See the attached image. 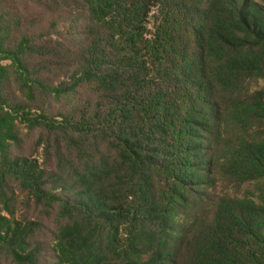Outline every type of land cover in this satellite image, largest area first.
<instances>
[{
  "label": "trees",
  "instance_id": "obj_1",
  "mask_svg": "<svg viewBox=\"0 0 264 264\" xmlns=\"http://www.w3.org/2000/svg\"><path fill=\"white\" fill-rule=\"evenodd\" d=\"M261 80L264 0H0V264H264Z\"/></svg>",
  "mask_w": 264,
  "mask_h": 264
},
{
  "label": "rangeland",
  "instance_id": "obj_2",
  "mask_svg": "<svg viewBox=\"0 0 264 264\" xmlns=\"http://www.w3.org/2000/svg\"><path fill=\"white\" fill-rule=\"evenodd\" d=\"M258 85L263 86L264 80L259 81ZM250 187V186H249ZM252 189H255V193L258 195L260 192L264 194V181H262L260 187L251 186ZM220 189V186L218 187V190Z\"/></svg>",
  "mask_w": 264,
  "mask_h": 264
}]
</instances>
